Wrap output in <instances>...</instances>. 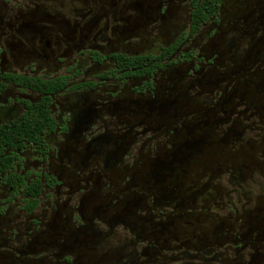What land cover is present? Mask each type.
I'll list each match as a JSON object with an SVG mask.
<instances>
[{
  "label": "flooded vegetation",
  "instance_id": "obj_1",
  "mask_svg": "<svg viewBox=\"0 0 264 264\" xmlns=\"http://www.w3.org/2000/svg\"><path fill=\"white\" fill-rule=\"evenodd\" d=\"M0 264H264V0H0Z\"/></svg>",
  "mask_w": 264,
  "mask_h": 264
}]
</instances>
